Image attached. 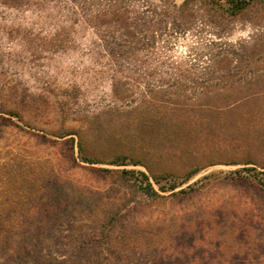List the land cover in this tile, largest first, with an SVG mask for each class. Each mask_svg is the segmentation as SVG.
<instances>
[{
    "label": "rangeland",
    "instance_id": "obj_1",
    "mask_svg": "<svg viewBox=\"0 0 264 264\" xmlns=\"http://www.w3.org/2000/svg\"><path fill=\"white\" fill-rule=\"evenodd\" d=\"M223 7L0 0V234L43 237L0 264H264V0Z\"/></svg>",
    "mask_w": 264,
    "mask_h": 264
},
{
    "label": "trees",
    "instance_id": "obj_2",
    "mask_svg": "<svg viewBox=\"0 0 264 264\" xmlns=\"http://www.w3.org/2000/svg\"><path fill=\"white\" fill-rule=\"evenodd\" d=\"M208 1L214 2V3H221L224 6L223 9L226 12H228L230 15H233V14L240 12L242 9H244L247 5H249L252 2V0H208ZM243 170H246V169L243 168L242 170H235L234 172L237 175H240L242 177H247V176L253 177L254 179L257 180V182L260 184V186L262 188H264V181L260 177L257 176L256 172L243 173L242 172ZM140 174L142 175V179H139V186L142 189V191L148 195L155 193V190L152 187V184L149 181L148 177L145 175V173L140 171ZM40 184H41L40 185L41 188L48 187V185H46V184H42V183H40ZM174 187H175L174 183H171V184H168L167 189H172ZM181 191H183V189H181ZM43 196H46V194H41V197H43ZM4 222L5 223L7 222L6 224H12V225H13V223H15V224L24 223L26 225V221H23V220L13 221L10 219L9 220L5 219ZM225 230L226 231L220 233L221 236H223L225 234V232L227 233V230H230V229H227V227H226ZM39 234H40V232L39 233L38 232L37 233L32 232V233H28V234L25 233L22 236L18 235L17 233H13V235H12V233L9 235H1L0 234V259L4 255L16 256L17 255V252L15 251L16 246H12L13 244L16 245V242H20V241L25 242V240L28 238H29V242H30L31 238L33 240L39 241L40 239L43 238L42 235H39ZM45 236H47V235H45ZM18 237L21 238L20 241L18 240ZM24 255H26V256L24 257ZM20 256H23L24 257L23 259L25 261V262L23 261V263L21 262L20 264H43V263L52 264V261H54V260H52V258L50 257L48 252L42 253V251L33 250L30 248L21 252ZM55 261L57 263L63 262V260H61V259L55 260Z\"/></svg>",
    "mask_w": 264,
    "mask_h": 264
}]
</instances>
